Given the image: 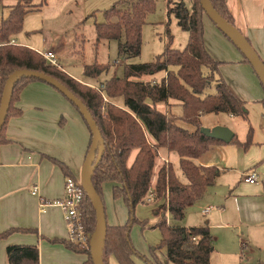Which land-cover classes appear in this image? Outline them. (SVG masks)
Instances as JSON below:
<instances>
[{
	"label": "trees",
	"instance_id": "16d2710c",
	"mask_svg": "<svg viewBox=\"0 0 264 264\" xmlns=\"http://www.w3.org/2000/svg\"><path fill=\"white\" fill-rule=\"evenodd\" d=\"M209 1L222 17L234 25L225 0ZM31 2L32 0H16L10 6L7 15L0 20V42L9 41L12 35L22 29L27 12L39 10L43 5V0L39 4ZM123 4L126 7H121ZM165 6L167 20L164 50L151 62L125 64L122 78L111 77L99 83L100 88L97 89L68 76L36 50L18 44L0 46V98L5 81L14 70L43 72L56 78L81 99L99 127V143L103 144V149L96 153L98 164L92 175V186L103 201L102 183L113 182V197L122 198L129 212L124 224L107 223L101 254L103 264H109L108 258L111 256L118 264H135L134 255L142 257L149 264H165L154 253V262H151L135 249L130 239V229L137 221L134 217L135 206L143 201L152 187L153 168L159 147L178 154V164L186 183L178 179L172 164L161 166L157 172L153 186L154 199L159 201L153 211L155 215H161L156 225L161 231L157 248H165L168 262L209 264L213 246L208 225L185 227L167 224L165 212L168 211L175 220L182 219L187 204L198 200L218 175L217 167L201 166L194 161L211 145L225 144L200 131V117L220 112L244 120L248 117L244 102L222 78L219 62L205 48L202 21L205 14L199 0H193L189 7L185 0H165ZM154 9L155 0H121L113 3L103 11V22L94 23V49L97 50L102 41L115 40L120 57L129 59L139 56L142 27L147 15ZM171 16L175 18L178 27L188 33L187 42L182 49L171 47ZM248 42L250 43L249 40ZM245 61L248 62L246 59ZM109 68V63L99 62L94 58L90 64L83 65V74L97 79L103 72H108ZM162 71L166 75L158 83L148 80V77ZM32 81L39 80L22 77L15 83L7 116L0 130V143L5 141L3 133L8 118L21 113L13 103L18 100L20 91ZM213 83L214 92L205 93ZM103 94L108 98L105 104ZM117 97H122V107L114 103L113 98ZM169 100L179 103L180 114L157 107L159 102L168 106ZM259 102L264 107V97ZM102 106H105V111ZM177 121L189 124L194 129L188 130L177 124ZM251 131L250 127L246 141L242 144L243 148L251 144ZM234 140L235 134L230 142ZM133 152L134 157L130 160ZM60 165L65 174L71 176L67 168L61 163ZM83 193L79 212L84 230L90 237L95 230L96 215L84 190ZM9 231L11 230L0 233V238L5 237ZM59 241L75 252L88 254L83 264H93L89 248L67 240ZM6 256L8 264H39L38 247L34 244L9 245Z\"/></svg>",
	"mask_w": 264,
	"mask_h": 264
},
{
	"label": "crops",
	"instance_id": "0c3cea01",
	"mask_svg": "<svg viewBox=\"0 0 264 264\" xmlns=\"http://www.w3.org/2000/svg\"><path fill=\"white\" fill-rule=\"evenodd\" d=\"M185 3L189 6V3ZM225 3L233 17L234 26L250 41L252 48L264 62V0H225ZM12 5L7 6L10 8ZM121 7H126V4ZM5 16L1 14L0 20ZM202 21L206 50L219 62L220 75L244 102L249 113V106L260 104V99L264 97L262 84L234 44L206 15ZM80 28L77 26L73 35L76 46L73 43L71 57L75 56L76 61L82 56L84 42ZM186 34L188 38V33ZM78 37H82V40ZM46 50L54 53L57 64L64 73L94 87L89 81L91 78L83 74L86 78L84 80L63 68L65 65L57 47L47 48L46 45L44 51ZM117 62L119 64L120 61L117 59L115 63ZM72 63L74 61L68 65L72 67ZM84 64L86 63L82 64V72ZM165 75L166 72L162 71L148 77V80L158 82ZM13 106L20 109L21 113L8 118L3 133L5 141L0 143V233L11 230L0 238V264H8L6 248L15 244L36 245L39 264H83L87 259L86 253L75 252L59 241H68L69 238L61 208L51 204L40 211L39 200L42 198L47 202H55L63 197L67 175L60 163L72 177L80 181L90 143L89 128L66 97L41 81L28 83L20 91ZM157 107L174 114L181 113L179 103L174 100H169L168 106L159 102ZM262 111L256 122L257 126L253 125L251 128V144L246 148L242 146L246 138L231 146H226L231 142L213 144L194 160L201 166L217 167L218 175L213 184L206 187L203 195L188 203L185 208L184 216L187 208L200 200L201 215L197 223L183 224L184 216L180 220L174 219L175 223H172L185 227L208 225L213 246L209 264H264V109ZM201 124L203 125L202 122ZM212 124L225 126V123L219 121ZM179 125L188 130L194 129L191 125L190 128ZM157 152L159 158L171 163L169 159L173 151L159 147ZM134 154L135 152L130 160ZM177 158L179 161V156ZM250 172L257 175L254 183L243 180L245 174ZM180 181L186 183V178L184 182ZM113 185L110 181L102 184L106 221L110 225H122L126 220V208L120 198L113 197ZM33 186L38 188V195L31 193ZM153 197L147 193L142 202L152 201L156 207L159 203L153 201ZM139 252L154 262L151 251L147 255ZM157 257L165 264H175L166 261L165 254ZM133 260L135 264H144L135 256ZM109 264L118 263L111 256Z\"/></svg>",
	"mask_w": 264,
	"mask_h": 264
},
{
	"label": "rangeland",
	"instance_id": "374dc122",
	"mask_svg": "<svg viewBox=\"0 0 264 264\" xmlns=\"http://www.w3.org/2000/svg\"><path fill=\"white\" fill-rule=\"evenodd\" d=\"M41 1L42 0H32L31 3L39 4ZM117 1L121 0H43V5L40 7V10L33 9L24 15L22 29L18 33L12 35L11 38L16 41V44L29 47L39 53L44 52L46 45L47 48L50 46L57 47L62 57V63L65 65L63 68L65 67L64 69L68 70L73 76L81 77L84 80L86 78L82 72L83 63L90 64L94 58H96L99 62L109 63L110 68L108 72H103L97 79L88 78L90 83L93 84L96 89L100 88L99 83L104 82L105 79H109L112 76L122 78L124 75L125 64L153 61L155 56L164 50L166 42L165 22L167 17L165 0H155V9L153 12L147 15L146 22L142 27V44L139 56L129 59L121 58L118 55L116 41L114 40L102 41L99 44L97 50H95L93 47V42L95 39L94 23L103 22V11ZM192 1L193 0H185L187 4L189 3V6L191 5ZM15 2L16 0H0V15L2 14L5 16L9 11V6L7 5L14 4ZM77 26L81 27L80 33L84 38V42L82 56H80L79 60L76 61V57L71 56L73 51V43H75L76 46L73 35L74 29L77 30ZM169 30L172 35L171 47L175 49H182L185 45L187 34L178 27L173 16L170 17ZM78 39L82 40V37H78ZM117 59L120 61L119 64L118 62L115 63ZM71 61H74V63H72V67L68 65V63ZM213 92L214 83L205 90V93ZM103 97H105L106 100H104ZM102 99L103 104L108 101L107 96L104 94ZM114 99L115 98H113V101ZM114 103L119 107H122V97H117ZM161 109L164 110L165 108ZM263 109L264 107L261 103L250 105L247 120L241 119L239 117L232 118L225 113H207L202 115L201 122L203 125H201L202 127H213L214 125L212 123L216 121H219V123H225V126L235 133V140L226 145L231 146V144H235L240 140H244L250 127L253 128V125L254 127L257 126L256 122L260 118L261 111ZM105 110L106 109L104 106V111ZM177 124H182L187 128L191 127L189 124L183 122L178 123L177 121ZM172 154L173 155H170L169 160L173 164L172 166L174 168V172L176 176L184 182L185 177L181 173L178 164V154L176 152H173ZM162 160L163 159L159 158L158 152H156L155 165L151 180L152 190H154L153 186L155 185L156 175L159 168L163 165H171V163ZM120 199L126 208L125 223L129 217V212L123 199ZM153 201L159 203V201L154 199V197ZM154 207V202L146 200H144V202L138 203L135 206L134 217L137 221L130 229V239L137 251L139 250L146 255L151 251L156 256L162 257L165 254V248H157L161 240V231L160 228L156 226L161 219V215L154 214ZM200 207H202L200 200L188 207L187 212L182 219V223H197V220L201 215ZM165 219L167 224L175 223L173 216L168 211L165 212ZM140 221H142V223H139ZM91 236L92 235H90V242ZM79 246L86 248L84 245ZM88 248H90V243ZM134 256L140 260L141 263L149 264L142 257L137 255Z\"/></svg>",
	"mask_w": 264,
	"mask_h": 264
},
{
	"label": "water",
	"instance_id": "95a60500",
	"mask_svg": "<svg viewBox=\"0 0 264 264\" xmlns=\"http://www.w3.org/2000/svg\"><path fill=\"white\" fill-rule=\"evenodd\" d=\"M199 2L204 14L224 34V36H226V38H228L234 44V46L248 61L264 88V62L252 48L247 38L243 36L234 25H232L224 17H222L212 6L209 0H199ZM22 77L35 78L58 90L77 108L79 114L82 116L83 120L89 128L91 143L86 154L84 165L82 167L80 184L87 198L91 202L96 215L95 230L93 235L91 236L89 248L90 257L93 264H103L101 254L105 242L107 221L103 201L97 194L91 183L94 169L98 164L96 153L97 151H101L103 149V144L99 143V141L101 140V132L99 130V127L97 126L96 121L93 119L91 113L82 102V100L79 99L56 78L39 71L17 69L7 77L3 86L0 98V130L7 116L14 85ZM200 131L207 137L220 140L224 143H229L234 137V132L231 129L221 125H217L212 128L201 127Z\"/></svg>",
	"mask_w": 264,
	"mask_h": 264
},
{
	"label": "built area",
	"instance_id": "2783aa9c",
	"mask_svg": "<svg viewBox=\"0 0 264 264\" xmlns=\"http://www.w3.org/2000/svg\"><path fill=\"white\" fill-rule=\"evenodd\" d=\"M8 44H16V41L11 38L9 41L0 42V46L8 45ZM47 61L51 64L58 66L56 61V56L50 50H46L40 53ZM59 67V66H58ZM156 83V81H152ZM104 100L105 97H103ZM102 110H104V106H102ZM243 180L248 183H254L257 180V175L255 172H250L245 174ZM31 193L34 195H38V188L36 186L32 187ZM149 196H153L152 188L148 191ZM84 198V193L81 188L80 181L72 176H66L64 181V195L63 197L55 202H47L40 198L39 200V208L40 211H44L45 207L51 204H55L59 206L63 212L64 220L66 221L68 227V241L74 244L84 245L88 248L90 243V237L84 230V226L81 222V216L79 212V207Z\"/></svg>",
	"mask_w": 264,
	"mask_h": 264
}]
</instances>
